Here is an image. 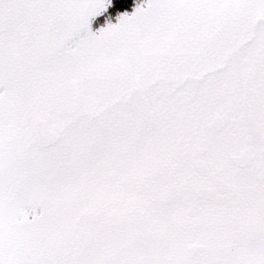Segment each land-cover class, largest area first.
<instances>
[{"label":"snow or ice","instance_id":"1","mask_svg":"<svg viewBox=\"0 0 264 264\" xmlns=\"http://www.w3.org/2000/svg\"><path fill=\"white\" fill-rule=\"evenodd\" d=\"M0 264H264V0H0Z\"/></svg>","mask_w":264,"mask_h":264}]
</instances>
